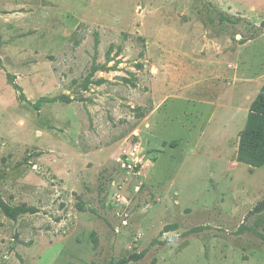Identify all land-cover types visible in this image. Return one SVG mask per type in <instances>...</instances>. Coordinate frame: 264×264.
<instances>
[{
	"label": "rangeland",
	"instance_id": "374dc122",
	"mask_svg": "<svg viewBox=\"0 0 264 264\" xmlns=\"http://www.w3.org/2000/svg\"><path fill=\"white\" fill-rule=\"evenodd\" d=\"M263 85L264 0H0V264H264Z\"/></svg>",
	"mask_w": 264,
	"mask_h": 264
},
{
	"label": "trees",
	"instance_id": "16d2710c",
	"mask_svg": "<svg viewBox=\"0 0 264 264\" xmlns=\"http://www.w3.org/2000/svg\"><path fill=\"white\" fill-rule=\"evenodd\" d=\"M220 19L221 21L225 20L223 17ZM169 146L171 148L176 147L177 141H171ZM236 159L239 163H243L252 168L264 167V85L260 88L250 104L244 127L239 134ZM1 209L12 220L30 211L26 208H11L5 204H1ZM262 209H264V200L254 208L255 211ZM174 227L175 225L167 226L165 229L166 231H170ZM195 231L192 230V232ZM256 236L264 242V236L262 234L256 233Z\"/></svg>",
	"mask_w": 264,
	"mask_h": 264
}]
</instances>
